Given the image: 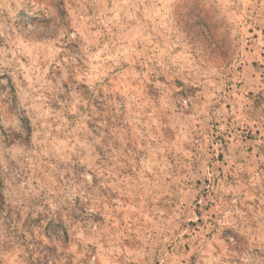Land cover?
Instances as JSON below:
<instances>
[{
    "label": "rangeland",
    "instance_id": "1",
    "mask_svg": "<svg viewBox=\"0 0 264 264\" xmlns=\"http://www.w3.org/2000/svg\"><path fill=\"white\" fill-rule=\"evenodd\" d=\"M0 264H264V0H0Z\"/></svg>",
    "mask_w": 264,
    "mask_h": 264
}]
</instances>
